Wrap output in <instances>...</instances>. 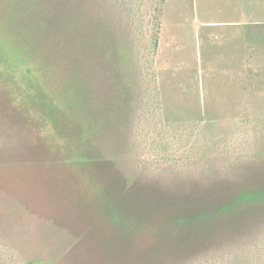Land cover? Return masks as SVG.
<instances>
[{"label":"rangeland","instance_id":"rangeland-1","mask_svg":"<svg viewBox=\"0 0 264 264\" xmlns=\"http://www.w3.org/2000/svg\"><path fill=\"white\" fill-rule=\"evenodd\" d=\"M0 264H264V0H0Z\"/></svg>","mask_w":264,"mask_h":264},{"label":"trees","instance_id":"trees-1","mask_svg":"<svg viewBox=\"0 0 264 264\" xmlns=\"http://www.w3.org/2000/svg\"><path fill=\"white\" fill-rule=\"evenodd\" d=\"M112 191H109V190L107 191L111 195L109 197V199H111V197H112V194H111ZM128 195H131V193H125L123 196L122 195L119 196V198L116 201H114V204L113 205L112 204H109L110 201H108V203H102L101 204L100 207H101L102 211L104 210V214H105V216H104L105 218H104L103 221H105L106 223H108V222L110 223L111 221L114 220V221H116V224H117L116 227H119V226L120 227H123L121 225L122 216H125L126 218H128V220L131 217L130 216L131 215V212L130 213H126L124 211V209H128V207H127V205L125 204V201H124L127 198ZM98 207L99 206L97 205V208ZM136 212H137V210H136ZM123 220L125 221L127 219H123ZM103 221H102V223H103ZM117 221H119V223Z\"/></svg>","mask_w":264,"mask_h":264},{"label":"crops","instance_id":"crops-1","mask_svg":"<svg viewBox=\"0 0 264 264\" xmlns=\"http://www.w3.org/2000/svg\"><path fill=\"white\" fill-rule=\"evenodd\" d=\"M233 25H234V24H233V22H232V27H233Z\"/></svg>","mask_w":264,"mask_h":264}]
</instances>
